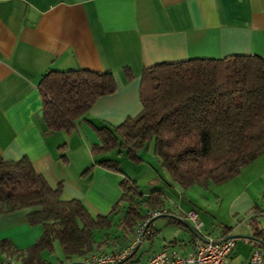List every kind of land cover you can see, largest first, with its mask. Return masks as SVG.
<instances>
[{"label":"crops","instance_id":"crops-1","mask_svg":"<svg viewBox=\"0 0 264 264\" xmlns=\"http://www.w3.org/2000/svg\"><path fill=\"white\" fill-rule=\"evenodd\" d=\"M230 55L264 59V0H0V157L6 161L26 158L49 187L60 189L62 199L79 201L93 218L111 220L108 229L93 230L94 244L105 243L81 256L84 264L92 253L124 249L125 241L130 240L129 244L134 236L124 239L116 226L127 204L121 202L112 209L121 194L119 183L129 175L98 165L109 158L108 152L90 153L91 146L99 143L95 127H116L139 112L138 87L144 67ZM77 68L111 72L116 89L96 98L70 132L46 133L36 84L48 70ZM145 150L161 168L150 143ZM139 157L135 164L143 161ZM164 176L163 187L152 189L160 190L164 199L163 206L153 209L164 212L149 223L151 235L142 238L143 248L131 264H145L149 255L161 250L183 255L195 238L222 239L229 234L242 236L239 243L234 238L224 264H244L251 244L243 238L257 232L264 238V155L236 176L209 183L203 188L204 196L213 203L199 206L191 202L194 193H187L191 186L181 189ZM149 192L141 193L142 198ZM32 210L0 213V240H8L17 250L30 246L42 233L39 224L26 221L25 215ZM152 210L141 207L142 214ZM189 211L196 214L198 228L185 216ZM165 215L180 218L189 227ZM112 227L116 233L109 235ZM114 237L119 239L115 245ZM56 244L61 258L52 264H62L68 258L56 241L52 252ZM42 264L48 263L43 260Z\"/></svg>","mask_w":264,"mask_h":264},{"label":"trees","instance_id":"trees-1","mask_svg":"<svg viewBox=\"0 0 264 264\" xmlns=\"http://www.w3.org/2000/svg\"><path fill=\"white\" fill-rule=\"evenodd\" d=\"M124 74L130 78L128 69ZM36 88L46 133H68L96 98L114 92L116 85L109 71L77 68L48 70ZM138 98L141 108L136 115L113 128L95 127L99 143L91 146V155L117 150L138 163L139 152L152 143L160 167L180 188L222 183L264 155V59L257 55L189 58L144 67ZM98 165L119 171L113 159H101ZM119 187L121 194L112 209L121 202L127 204L116 226L129 239L136 223L148 217L141 213L142 205L152 210L163 206L164 199L160 190H152L143 199L136 183L126 176ZM22 208H33L25 215L26 221L39 224L42 233L24 250L0 240V254L15 258L18 264H42L39 254L42 250L51 253L53 241L66 257L84 256L105 243L94 244L93 230L111 226L108 217H91L79 201L62 199L60 189L49 187L26 158L6 161L0 157V213ZM149 227L143 234L148 239ZM253 236L264 241L258 232ZM118 240L114 237L111 242L115 245ZM250 243L264 254L259 243ZM134 250L116 264L129 261Z\"/></svg>","mask_w":264,"mask_h":264},{"label":"built area","instance_id":"built-area-1","mask_svg":"<svg viewBox=\"0 0 264 264\" xmlns=\"http://www.w3.org/2000/svg\"><path fill=\"white\" fill-rule=\"evenodd\" d=\"M163 212L164 210L160 208L153 209L147 218L137 223L133 239L124 249L109 253H92L87 257L86 263L115 264L124 259L142 240L146 221L150 217L158 216ZM185 216L192 222L194 228H198L200 226V222L193 211L187 212ZM243 241L245 243H250L251 240L243 238ZM233 245L234 238H195L192 241L191 249L186 254L179 255L161 250L153 252L149 255L145 264H224V261L231 252ZM0 264L16 263L9 257H2L0 259ZM244 264H264L261 248L252 243Z\"/></svg>","mask_w":264,"mask_h":264},{"label":"rangeland","instance_id":"rangeland-1","mask_svg":"<svg viewBox=\"0 0 264 264\" xmlns=\"http://www.w3.org/2000/svg\"><path fill=\"white\" fill-rule=\"evenodd\" d=\"M150 144L152 145V143H150ZM115 152L116 151L108 152L106 154L107 158L110 159L112 156V159H115L118 161L119 169L123 170V172L127 173L130 176L129 177V176L125 175L130 180H132L136 183L137 188H138L140 193H147L154 188L163 187L162 186V182H163L162 179L165 177L164 175H166V172H165V170H161V168L157 169L156 164L152 162V158H149V154L146 153L145 148H143L139 153V155L141 156V158L143 160L140 164H135V163L130 162L124 156L123 152L120 155H116ZM149 178H151V181L147 180ZM191 191L194 193L193 196L191 195L193 198V201H191V202H193L194 204L203 205V204H206L205 203L206 201H207V203H213L211 201L210 202L208 201L209 197L204 196V195H207V193L204 192L203 188H200L196 185H192L189 188V190H187V193H191ZM115 233H116V230L114 227H112L109 230V235H113ZM240 240H241V238H236L237 243H239ZM139 246H140L139 251L135 252L133 257L128 262H123L121 264H131L130 261H134L135 259H137L141 249L143 248V243L141 242ZM60 255L61 254H60V252H58V247L56 244V248H55L54 252L49 253L47 251H43L39 254V257L42 261L44 260L48 264H52V262H56L58 260V258L59 259L61 258ZM66 258H68V260L64 261V263H62V264H68L71 262L84 263L83 261L80 260V257H78V256H76V257L75 256H71V257L68 256ZM13 260L15 263H17L15 258H13Z\"/></svg>","mask_w":264,"mask_h":264},{"label":"water","instance_id":"water-1","mask_svg":"<svg viewBox=\"0 0 264 264\" xmlns=\"http://www.w3.org/2000/svg\"><path fill=\"white\" fill-rule=\"evenodd\" d=\"M161 216H162V215H158V216L150 217V218L146 221V223H145L144 231H145L146 227L149 225V223H151L155 218H157V217H161ZM165 216L170 217V218H172V219H174V220H176V221H179V222H181L182 224H184V225H186L187 227H189V225L186 224V223H184L180 218H177V217H175V216H173V215H165ZM144 231H143V232H144ZM241 236H242V235L229 234V235H227L224 239H229V238H239V237H241ZM244 238H247V239H250V240H252V241H254V242H257V243H259V244L264 248V241L260 240L259 238L255 237V236H246V237H244ZM137 246H138V244L136 245V247H137ZM68 264H84V263H80V262H71V263H68ZM115 264H116V263H115Z\"/></svg>","mask_w":264,"mask_h":264}]
</instances>
